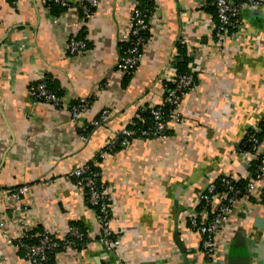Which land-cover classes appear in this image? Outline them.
Returning a JSON list of instances; mask_svg holds the SVG:
<instances>
[{"label":"crops","instance_id":"crops-1","mask_svg":"<svg viewBox=\"0 0 264 264\" xmlns=\"http://www.w3.org/2000/svg\"><path fill=\"white\" fill-rule=\"evenodd\" d=\"M133 2L101 0L84 21L76 10L47 11L43 0H18L15 6L0 0V192L29 184L25 201L37 227L57 237L67 236L74 222L87 230L86 248L61 253L57 264H183L176 229L190 264H200V235L187 222L193 199L208 176L245 175L234 151L264 117V7L242 9L247 35L227 36L219 48L207 0H154L142 60L126 83L116 66ZM80 30L89 50L73 58L65 47ZM181 40L193 50L198 79L178 108L182 122H172L166 139L117 145L98 165L111 197V229L120 239L116 250L108 251L98 242L95 212L66 176L143 117L141 104L163 102L164 74ZM40 76L69 101L93 96L78 124L67 109L33 102L29 85ZM105 107L111 108L109 119L82 138L80 127ZM247 205L236 208L219 238L221 264H229L239 237L248 264H264V205L259 200ZM13 215L9 203L0 202V221L15 231ZM0 264H27L1 230Z\"/></svg>","mask_w":264,"mask_h":264},{"label":"built area","instance_id":"built-area-1","mask_svg":"<svg viewBox=\"0 0 264 264\" xmlns=\"http://www.w3.org/2000/svg\"><path fill=\"white\" fill-rule=\"evenodd\" d=\"M15 6L18 0H9ZM134 0L132 15L127 25L121 30L119 38L120 58L117 70L124 76L132 75L139 67L143 57L144 47L149 39L148 33L155 16L154 0ZM45 9L51 11L53 6L63 9L76 10L87 21L101 0H43ZM217 13V19L213 20L216 27V45L221 48L227 36L233 38L247 35L245 21L240 12L245 8H262L264 0H210ZM237 2V3H236ZM83 28V27H82ZM82 30V29H81ZM78 33H81L82 31ZM78 33L71 36L65 52L73 58H79L88 52L89 46ZM122 44V45H121ZM188 47V46H187ZM189 52V49H188ZM193 50L189 54L192 56ZM174 52V56L176 55ZM173 56V58H174ZM172 58V60H173ZM171 64L164 74V96L159 105L145 106L150 113L152 125L146 128H123L119 134L106 147L89 162L72 169L66 176L71 184L80 189L86 196L87 203L98 207L99 213L96 218L100 225L98 242L108 251L116 250L120 244L111 229V201L108 186L101 180L98 168L100 162L110 157L117 145L125 146L130 140L137 139H166L172 134V122H182L178 110L186 94L198 84L197 70L191 63L189 72H177ZM106 85V84H105ZM29 95L34 103L45 102L55 107L67 109L70 113V121L78 124L90 111L93 96L69 101L65 96L50 89L45 76H40L29 85ZM169 105L167 110L165 106ZM111 108L105 107L99 116L83 124L81 137L93 127L105 123L111 116ZM139 121L145 122L146 118L140 117ZM134 125V122H132ZM255 133L260 132L258 125L251 127ZM254 134L249 141L251 149L239 147L242 139L238 142L234 155L245 166V175L236 176L223 174L217 178L208 176L206 188L195 196L193 207L188 211L187 222L189 227L200 235L201 252L203 261L200 264H221L219 251V238L227 231V225L231 215L239 205L247 208V203L259 200L264 205V151L261 142ZM255 163V171H252ZM246 180L241 186L239 181ZM31 193L29 184L19 185L11 190L0 192V202L9 203L13 210V222L18 228L13 231L7 221H0V230L6 242L17 252L23 253L27 264H57L61 253L70 254L77 250V242H82L85 235L79 227L71 226L68 235L57 237L47 228H38L32 210L26 204L25 198Z\"/></svg>","mask_w":264,"mask_h":264},{"label":"trees","instance_id":"trees-1","mask_svg":"<svg viewBox=\"0 0 264 264\" xmlns=\"http://www.w3.org/2000/svg\"><path fill=\"white\" fill-rule=\"evenodd\" d=\"M145 1V3H151V1L148 0H143ZM237 3V2H236ZM60 8L59 6H53L51 9V12L58 14L60 12ZM208 11L210 13H212L213 17H215V19H217V13H216V9L213 5H208ZM242 12V11H241ZM240 12V15H242ZM78 37L79 38H83V33H78ZM122 45V44H121ZM176 55L174 56L173 60H172V65L173 68L177 71V72H189L190 71V64L193 62V56H191L188 52V47L185 43L181 41H179L176 45ZM132 75H125L124 76V80H126L125 82L127 83V81L131 80ZM47 83L49 84V87L51 90H53L54 92L58 93L59 95L63 96V92L61 90H57V89H53L51 87V82L49 79H47ZM170 106L166 105L165 109H169ZM139 113L146 118L145 122H141L139 121V119L134 118V125H128V127L131 128H146L152 125L151 122V118H150V113L148 112V110H144V109H139ZM260 132L255 133V130L253 128H250L247 131V134L244 136V138L242 139L241 143L239 144V147H242L244 149H251L252 148V143L249 141L251 136H254V134H256L255 136L262 142L264 140V117L262 118L261 121H259V123L257 124ZM116 150V148H115ZM98 170V168H96ZM256 167H255V163L253 168L251 169L252 171H255ZM239 184L241 186H244L246 184V180H241L239 181ZM110 206H111V201L109 202ZM89 207L95 212V215H97V213H99V209L98 207L92 206L91 204H88ZM71 226H76L79 227L80 230L84 233L85 237L83 239L82 242H77L78 246L76 247V249L78 251L83 250L84 248H86V245L89 244L91 242V239L88 237V235L86 234V231L80 224H77L76 222L72 223ZM39 229L41 228V226L38 227ZM117 238H119L116 234H114ZM201 241V240H200ZM22 253V252H19ZM23 254V253H22ZM54 264V262H53Z\"/></svg>","mask_w":264,"mask_h":264},{"label":"water","instance_id":"water-1","mask_svg":"<svg viewBox=\"0 0 264 264\" xmlns=\"http://www.w3.org/2000/svg\"><path fill=\"white\" fill-rule=\"evenodd\" d=\"M174 241L181 252L183 264H190L187 250L181 240L178 229H176L174 232ZM240 248L244 249L243 237H239L238 240L235 242L234 246L232 247L231 253L229 255V264H248V256L244 255L243 253H240Z\"/></svg>","mask_w":264,"mask_h":264}]
</instances>
